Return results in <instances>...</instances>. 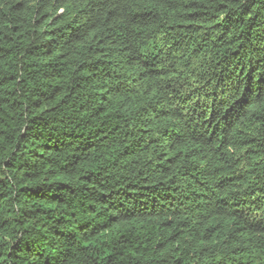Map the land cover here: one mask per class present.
I'll list each match as a JSON object with an SVG mask.
<instances>
[{"label": "trees", "instance_id": "obj_1", "mask_svg": "<svg viewBox=\"0 0 264 264\" xmlns=\"http://www.w3.org/2000/svg\"><path fill=\"white\" fill-rule=\"evenodd\" d=\"M0 264H264V0H0Z\"/></svg>", "mask_w": 264, "mask_h": 264}]
</instances>
